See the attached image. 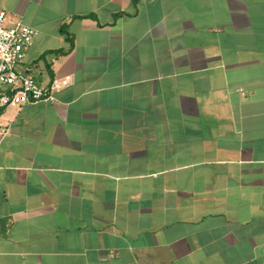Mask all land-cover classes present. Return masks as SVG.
I'll return each instance as SVG.
<instances>
[{
  "label": "crops",
  "instance_id": "1",
  "mask_svg": "<svg viewBox=\"0 0 264 264\" xmlns=\"http://www.w3.org/2000/svg\"><path fill=\"white\" fill-rule=\"evenodd\" d=\"M0 7L60 84L0 112V264H264V0Z\"/></svg>",
  "mask_w": 264,
  "mask_h": 264
},
{
  "label": "built area",
  "instance_id": "2",
  "mask_svg": "<svg viewBox=\"0 0 264 264\" xmlns=\"http://www.w3.org/2000/svg\"><path fill=\"white\" fill-rule=\"evenodd\" d=\"M37 33L38 30L24 20H12L0 7V112L10 106L20 108L29 102L53 99L55 90L60 87L57 80L48 86L40 85L18 69ZM0 132L6 135L8 128Z\"/></svg>",
  "mask_w": 264,
  "mask_h": 264
},
{
  "label": "trees",
  "instance_id": "3",
  "mask_svg": "<svg viewBox=\"0 0 264 264\" xmlns=\"http://www.w3.org/2000/svg\"><path fill=\"white\" fill-rule=\"evenodd\" d=\"M69 38H70L71 47H72L74 45V39L71 36H69ZM58 52H60V53H66V51H64V50H59Z\"/></svg>",
  "mask_w": 264,
  "mask_h": 264
}]
</instances>
